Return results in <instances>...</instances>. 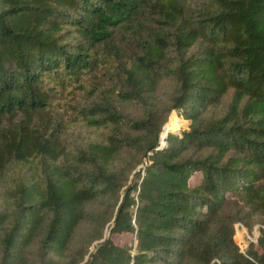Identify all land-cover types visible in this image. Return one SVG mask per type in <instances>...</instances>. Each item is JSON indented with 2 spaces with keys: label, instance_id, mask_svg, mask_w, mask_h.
Returning a JSON list of instances; mask_svg holds the SVG:
<instances>
[{
  "label": "trees",
  "instance_id": "trees-1",
  "mask_svg": "<svg viewBox=\"0 0 264 264\" xmlns=\"http://www.w3.org/2000/svg\"><path fill=\"white\" fill-rule=\"evenodd\" d=\"M37 262L264 264V0H0V264Z\"/></svg>",
  "mask_w": 264,
  "mask_h": 264
},
{
  "label": "rangeland",
  "instance_id": "rangeland-1",
  "mask_svg": "<svg viewBox=\"0 0 264 264\" xmlns=\"http://www.w3.org/2000/svg\"><path fill=\"white\" fill-rule=\"evenodd\" d=\"M123 110L130 116V117H139L142 114V108L137 104H124ZM176 120V121H173ZM167 122L164 124L163 128L161 129L162 132L159 134L158 143L156 148L158 149L160 146L166 147L168 145L167 137L168 133L176 132L180 133L182 130H186L189 127L190 120L185 119L178 113V111H171L169 114ZM176 122V123H175ZM107 135V130L104 129H90L85 126H77L74 129L66 130L62 137L66 140L68 145H83L86 141L89 140H102ZM160 135L162 137H160ZM165 138V144L160 145ZM160 149V148H159ZM152 154L151 151L147 152V155L143 157L140 163L136 164L132 171L128 174L127 184H130L134 181H139L140 178L144 175L146 166L150 163L149 156ZM133 159L139 157L137 154H133ZM130 164H133V161H130ZM136 193V192H135ZM136 197V196H135ZM257 223V222H256ZM254 223L252 228L249 229L248 226H239L236 228L235 224V233L234 239L239 244V247L243 250L245 249L251 241L256 240V228L259 224ZM241 225V224H240ZM114 240L117 243H123V241L128 240L130 238L129 234H118L113 236ZM35 264H40L39 262Z\"/></svg>",
  "mask_w": 264,
  "mask_h": 264
},
{
  "label": "built area",
  "instance_id": "built-area-1",
  "mask_svg": "<svg viewBox=\"0 0 264 264\" xmlns=\"http://www.w3.org/2000/svg\"><path fill=\"white\" fill-rule=\"evenodd\" d=\"M165 144V138L163 139V142H162V144H160V145H164ZM162 146H160L159 148H161ZM158 148V149H159ZM239 226H242V225H240V224H236V228H238Z\"/></svg>",
  "mask_w": 264,
  "mask_h": 264
}]
</instances>
